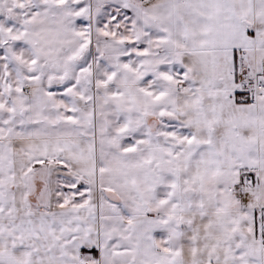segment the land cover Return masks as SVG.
<instances>
[{"label": "snow or ice", "instance_id": "snow-or-ice-1", "mask_svg": "<svg viewBox=\"0 0 264 264\" xmlns=\"http://www.w3.org/2000/svg\"><path fill=\"white\" fill-rule=\"evenodd\" d=\"M0 264H264V0H0Z\"/></svg>", "mask_w": 264, "mask_h": 264}]
</instances>
